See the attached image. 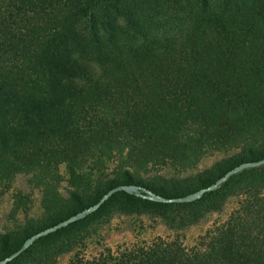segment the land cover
Returning a JSON list of instances; mask_svg holds the SVG:
<instances>
[{
	"label": "trees",
	"instance_id": "1",
	"mask_svg": "<svg viewBox=\"0 0 264 264\" xmlns=\"http://www.w3.org/2000/svg\"><path fill=\"white\" fill-rule=\"evenodd\" d=\"M231 158L184 179L144 178L149 167L196 165L209 151ZM124 154L127 168L92 179L90 160ZM264 158V0H0V182L22 172L42 185L46 215L0 235V260L33 234L135 184L171 198ZM65 163L75 188L60 196ZM239 198L206 246L178 238L69 264H264V165L229 177L193 202L118 191L99 209L36 239L7 264H56L79 233L113 211L161 215L186 227ZM16 206L26 209V196Z\"/></svg>",
	"mask_w": 264,
	"mask_h": 264
},
{
	"label": "rangeland",
	"instance_id": "2",
	"mask_svg": "<svg viewBox=\"0 0 264 264\" xmlns=\"http://www.w3.org/2000/svg\"><path fill=\"white\" fill-rule=\"evenodd\" d=\"M241 150L242 145H237L223 150L209 151L192 167L185 169L170 165L149 167L141 173L144 178L184 179L196 176L216 163L233 157ZM124 159V154L116 152L107 157L90 160L86 170L92 174L94 181L111 178L119 172V169L128 167ZM59 172L62 178L57 190L62 198L68 199L75 188L69 182L65 163L60 165ZM19 194L26 196L28 203L26 209L15 204ZM42 199V185L34 181L32 173L22 172L10 182H0V235L18 232L29 224L42 221L46 215ZM238 201L237 196L229 197L220 210L207 211L196 222L186 227L172 226L157 214L113 211L86 225L77 237L76 246L60 254L56 264H69L77 251L84 253L86 258L92 259L98 257L106 248L116 252L119 249L150 244L159 237L166 240L178 238L186 251L192 252L206 246L209 232L229 219Z\"/></svg>",
	"mask_w": 264,
	"mask_h": 264
},
{
	"label": "water",
	"instance_id": "3",
	"mask_svg": "<svg viewBox=\"0 0 264 264\" xmlns=\"http://www.w3.org/2000/svg\"><path fill=\"white\" fill-rule=\"evenodd\" d=\"M264 165V158L256 160V161H247V162H242L239 165L233 167L232 169L228 170L223 176H221L220 178H218L213 184L201 188L195 192L186 194L184 196H179V197H171V198H167L164 196H161L159 194L154 193L153 191L149 190V189H145L142 186L139 185H135V184H121L118 186H115L113 188H111L110 190H108L100 199L97 203L83 209L82 211L78 212L75 215L70 216L69 218L60 221L59 223L45 228L44 230H41L35 234H33L32 236H30L29 238H27L23 244L20 246L19 249H17L16 251H14L12 254H10L9 256L3 258L0 260V264H7L8 262H10L11 260L15 259L16 257L20 256L25 250H27L32 244L33 242L38 239L39 237L43 236V235H47L51 232H54L64 226H67L68 224L74 222L75 220L90 214L94 211H96L97 209L100 208V206L106 201L108 200L114 193L118 192V191H126L128 193H135L136 195L145 198V199H149V200H154V201H158V202H167V203H187V202H193L196 201L198 199H200L204 193L214 190L217 187H219L221 184H223L229 177L241 172L244 169L247 168H254V167H258V166H262Z\"/></svg>",
	"mask_w": 264,
	"mask_h": 264
}]
</instances>
